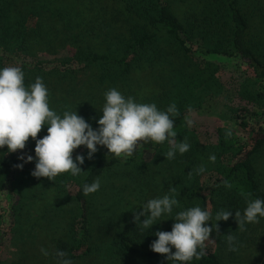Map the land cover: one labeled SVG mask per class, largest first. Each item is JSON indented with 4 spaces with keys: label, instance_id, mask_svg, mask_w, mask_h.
<instances>
[{
    "label": "trees",
    "instance_id": "16d2710c",
    "mask_svg": "<svg viewBox=\"0 0 264 264\" xmlns=\"http://www.w3.org/2000/svg\"><path fill=\"white\" fill-rule=\"evenodd\" d=\"M181 1L189 2L188 10L182 15L174 8L173 0H113L116 12L107 24L111 26L106 32L107 39H102L97 51H86L82 34L74 31L80 24L76 25L79 21L71 7L74 0H0V68L21 67L26 85L42 77L49 89L51 109L61 115L66 110H77L94 128L98 127L96 121L102 113L96 115L94 109V113L83 112V104L79 102L82 95L76 96L77 86L83 83L81 77L92 75L91 87L95 83L106 90L116 86L129 90L134 73L154 64L162 42L176 49L179 64L183 66L188 62L187 68L193 72L185 80L187 84L221 86L217 80L221 68L217 58L232 61L243 72L236 86L240 101L237 106L229 107L236 120L235 128L216 125L215 142L203 143L181 111L173 117L175 142L187 138L191 147L168 162L179 164L184 159L196 166L202 163L207 169L204 173L186 169L181 177L190 175L187 184L169 185L167 180L174 176L164 175L170 168L157 164L165 159L164 154L169 150L167 141L141 145L126 158L108 155L106 148H100L92 160H85L84 171L79 176L62 173L54 180L33 177L34 162L25 164L23 170L15 167L22 163L18 158L23 153L35 156V141L31 137L24 150L8 153L7 149H0V264H54L53 257L42 255L34 244L31 232L35 224L29 217L39 197L47 200L44 208L51 217H55V213L66 216L63 207L51 203L49 193L52 187L62 190L70 183L75 184L77 190L70 197L69 221L52 218V230L58 237L55 236V244L42 248L50 252L65 251L73 264H172L163 255L153 252L150 245L157 238L153 233L171 231L174 221L163 217L168 220L157 221L146 230L137 228L133 220L134 212H139L143 203L162 197L171 188H175L180 201V207L174 212L200 206L213 213L215 223L217 210L233 211L228 221L218 222L219 233L213 231L205 242L204 258L194 259L191 264H264V218L242 228L234 219L235 211L243 213L248 200L264 198L258 167V159L264 152V0ZM53 13L63 18L60 19L64 28H72L70 35L65 32V39L58 38L59 21ZM45 14L47 18L50 16L47 25ZM182 69H186L185 66ZM178 71L175 75L181 80L186 70L184 75L180 68ZM174 95H168L167 99L174 101ZM89 98L98 99V96L90 94ZM229 129L232 134L226 136ZM46 134L44 127L38 138ZM77 154L86 156L87 149L81 146L73 153ZM210 154L217 157L214 163L209 161ZM227 157L230 159L225 162ZM175 167L178 172L179 167ZM203 174L207 176L205 182H201ZM98 177L101 182L105 178L118 182L119 192L130 187L134 193L135 200L129 199L131 193L126 198L120 197L126 201L131 216L119 212L122 222L117 227L112 226L116 224L112 219L103 227L96 224L102 183L97 192L83 194V185ZM225 180L231 183L230 189L223 186ZM52 222L40 228L46 233L52 232ZM227 235L235 237L236 251L229 250ZM26 236L24 260L11 262L6 255L9 243Z\"/></svg>",
    "mask_w": 264,
    "mask_h": 264
},
{
    "label": "clouds",
    "instance_id": "9594fccd",
    "mask_svg": "<svg viewBox=\"0 0 264 264\" xmlns=\"http://www.w3.org/2000/svg\"><path fill=\"white\" fill-rule=\"evenodd\" d=\"M105 103L102 115L96 121L98 127H93L78 111H64L58 114L50 108L49 89L42 77H36L35 82L25 83V72L21 67L9 66L0 68V149L7 146L8 153L24 150L31 137L35 141V156L23 153L19 156L22 163L15 165L23 170L27 163H35L31 175L54 180L59 174L70 173L77 177L84 170L85 160H92L100 148H106L108 155L126 158L134 154L139 146L153 142L169 144V150L164 154L166 160H172L176 154L183 155L190 150L187 138L176 143L174 138L173 117L178 115L175 103L166 109L158 108L156 103H140L132 96H125L116 88L105 92ZM191 126L192 121H187ZM47 128V134L38 138L42 129ZM231 130L226 136H231ZM83 146L84 154L73 155L75 150ZM217 157L209 155V161L214 163ZM206 167L202 164L198 173H204ZM230 189L231 183L223 182ZM101 187L99 177L92 183L83 185V194L97 192ZM180 207L176 198L175 188H171L162 197L158 196L143 203L139 212H134L133 220L137 228L149 230L157 221H165L170 217L174 221L171 231L157 230L153 233L155 240L150 248L161 254L172 264H191L201 260L206 255L205 242L211 238L213 231L219 233V221H228L233 217L229 208H221L213 213L200 206L175 211ZM143 217V219H141ZM264 218V198L250 199L241 211L236 210L234 219L239 227L245 224L258 223ZM158 222V223H159ZM228 236L229 250L236 251L235 237ZM45 257L51 255L54 264H73V260L63 250L50 252L41 248Z\"/></svg>",
    "mask_w": 264,
    "mask_h": 264
},
{
    "label": "rangeland",
    "instance_id": "374dc122",
    "mask_svg": "<svg viewBox=\"0 0 264 264\" xmlns=\"http://www.w3.org/2000/svg\"><path fill=\"white\" fill-rule=\"evenodd\" d=\"M74 1L75 4H71V7L75 11V18L79 21L76 22V25L77 23H80L74 27V31L82 34L84 39V50L97 51V49L100 48L102 39H107L106 32H109L111 29V26H107V24L112 20V18H114L116 12L115 3L113 0H86L85 4H83V0ZM173 3L174 8L180 15L188 10L187 6L189 2L186 3L181 0H173ZM83 8H87V11H83ZM55 14L57 20L59 21V24L56 25L57 32H59L60 35L58 38L65 39V32L70 35V30H72V28H70V30L64 28L62 24L63 21L60 19L62 17H59L58 13H53V15ZM60 16L64 17L65 14ZM48 18H50V16ZM48 18L47 15L44 18V23L46 25L49 23V20H47ZM68 38L72 39L71 37ZM66 40L69 41V39ZM159 48L157 52V59L154 64L149 67L139 69L134 73L131 85L132 87H130L129 90L119 86H116V88L125 96L134 97L137 102L156 103L158 108L162 110L166 109L170 104L175 103L177 109L185 114L186 119L192 121L190 127L203 143L215 142L217 140L214 136V129L216 125H225L230 128H235L236 120L229 107L237 106L240 101L238 91H236V86L238 81L241 80L243 74L242 70L239 69V67H237V65L232 61L217 58L216 61L221 64L220 71L217 72V80L220 82L221 86L215 88V84H210V87H207L203 84L199 85L196 82L195 84H187L185 80L189 77V73L193 72L192 69L190 71L187 68L188 62L183 65L186 69H182V64L177 62V60L179 61V58L177 57L179 54L172 45L162 42L159 45ZM178 65L180 66L177 67ZM179 68L181 74H183V71L186 70V74L181 80L177 79L175 75L176 73L179 74V71L177 72ZM81 79H83V83L81 82L77 86L76 96L79 97L82 95L81 98L79 97L82 101L79 102L83 104V112H87L88 114L95 112V114L98 115L105 103L104 94L108 90L103 88V86L102 88L98 87L95 83H93V87H91L92 83L89 80L94 81L92 75H86V77L83 75ZM174 83H177V86H174ZM95 85L96 88L94 87ZM90 94L92 96H98V99L89 98ZM168 95H174V101L167 99ZM71 105L74 106V104ZM89 108L92 110L89 111ZM95 109L100 110L97 111ZM4 149H7V146H5ZM229 159L230 158L227 157L225 162H228ZM183 160L179 164L177 161V164H173V162L171 164L165 157V159L163 158L161 161L157 162V164H160L163 168L165 166L170 168V171H167L164 175L165 177H167V175L168 177L174 176L173 179L167 180L169 185L187 184V179H190V175H186L188 176L186 178L181 177L182 174L186 172V169L189 171L197 170L202 164L199 163L196 166ZM175 166L179 167L178 172L175 169ZM193 167L195 169H192ZM258 167L261 173L260 178L264 186V152L258 159ZM205 181H207V176L203 174L201 175V182ZM101 183L104 187L101 188L102 190L100 192L99 199L97 200L99 214L96 224L103 227L102 225L106 224V222L110 223L109 219H112L114 223H116L112 226L117 227L118 223L120 225V222H122L121 213H125L129 217L131 216V212L129 211L130 209L128 210V205H126V201L123 202L124 200L122 201L120 197H123L124 195L126 198L131 193L132 195L129 196V199L135 200L134 193H132V189L130 187H127L126 189L122 188V192H119V186L121 185H119L118 182H113V180L109 178H105ZM170 187L173 186L171 185ZM76 190L77 186L70 183L62 190L52 187L51 192L49 193L51 203L56 206L59 205L60 207H63L66 216H63L60 213H55V217H51L47 214L44 208L47 200L42 197L36 199L33 212L29 218L32 221V224H35L31 234L34 236L33 240L35 241L34 244L37 248L41 249L44 245H48V247L53 245L55 236L58 237V233L56 235L54 234V231L52 230L53 222L51 219L54 218L55 220H63L65 222L69 221V218L67 217L69 214H67V211L69 210L70 197ZM36 204L38 205L36 206ZM119 212L121 213L119 214ZM48 222L49 224L52 222V232L46 233L40 227L42 225L45 226ZM112 231H114V229H112ZM26 239L27 236L23 237V239L14 240L9 243L6 255L11 262L24 260L25 257L23 256V252L24 242ZM25 261L27 262V260Z\"/></svg>",
    "mask_w": 264,
    "mask_h": 264
}]
</instances>
